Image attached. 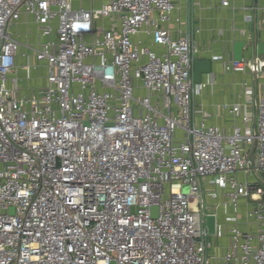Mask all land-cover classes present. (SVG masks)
I'll return each instance as SVG.
<instances>
[{
    "label": "built area",
    "instance_id": "obj_1",
    "mask_svg": "<svg viewBox=\"0 0 264 264\" xmlns=\"http://www.w3.org/2000/svg\"><path fill=\"white\" fill-rule=\"evenodd\" d=\"M175 8L0 0V264H264V96L228 130L195 122L207 83L197 45L165 28ZM30 24L42 40L22 50ZM224 70L257 80L264 60ZM242 84L225 112L249 104Z\"/></svg>",
    "mask_w": 264,
    "mask_h": 264
},
{
    "label": "crops",
    "instance_id": "obj_2",
    "mask_svg": "<svg viewBox=\"0 0 264 264\" xmlns=\"http://www.w3.org/2000/svg\"><path fill=\"white\" fill-rule=\"evenodd\" d=\"M105 0H73L75 7L89 8ZM175 0L173 18L165 24L172 37L188 36L199 49L196 59L210 61V73L202 74L206 87L193 100V120L204 119L208 124L228 130L240 124L242 117L252 116L255 100L264 96V73L253 80L249 73L240 74L224 70V63L234 59L233 44L243 41L241 59L264 60V0ZM147 46L161 50L151 43L150 37H137ZM220 56L221 59H215ZM247 80L255 94L243 113L232 115L222 109L225 103H242L243 84ZM262 83L259 91L258 83Z\"/></svg>",
    "mask_w": 264,
    "mask_h": 264
},
{
    "label": "rangeland",
    "instance_id": "obj_3",
    "mask_svg": "<svg viewBox=\"0 0 264 264\" xmlns=\"http://www.w3.org/2000/svg\"><path fill=\"white\" fill-rule=\"evenodd\" d=\"M20 33V35H19V39L21 40V48H22V50L24 49V43L25 42H34V43H36V42H39L40 40H42V37L36 32V29L34 28V25L32 26V24H30V25H28V26H26V27H24V28H20V31H19ZM30 57L32 58V54L30 53ZM29 74H28V76H29V81H30V83H29V85H28V87L30 88V89H38V88H42V87H44L45 86V84H46V81L44 80V76H43V70L42 69H39L37 72L36 71H34V72H32V71H29L28 72ZM37 76H39L40 77V80H35V77H37ZM43 77V78H42ZM25 81H23V84H25L24 83ZM23 86H25V85H23ZM258 88H259V91H261V89H262V83L259 81V83H258ZM259 180H260V182L262 183V185L264 184V174H261L260 176H259ZM211 188V187H210ZM244 205L245 204H243V208H244ZM220 213H222V209H220ZM208 241H212V237H208Z\"/></svg>",
    "mask_w": 264,
    "mask_h": 264
},
{
    "label": "water",
    "instance_id": "obj_4",
    "mask_svg": "<svg viewBox=\"0 0 264 264\" xmlns=\"http://www.w3.org/2000/svg\"><path fill=\"white\" fill-rule=\"evenodd\" d=\"M244 46L243 41H236L233 44L234 47V54L233 58L234 60H240L241 59V49ZM210 61L208 59H195L193 62V81L195 83H198L201 81L202 74H209L210 73ZM206 224L207 228L210 234L214 233V227H215V216L214 215H208L206 217ZM110 264H114V262H111Z\"/></svg>",
    "mask_w": 264,
    "mask_h": 264
}]
</instances>
